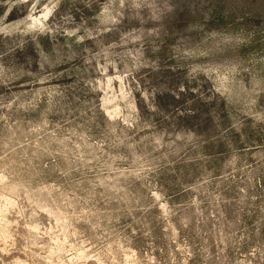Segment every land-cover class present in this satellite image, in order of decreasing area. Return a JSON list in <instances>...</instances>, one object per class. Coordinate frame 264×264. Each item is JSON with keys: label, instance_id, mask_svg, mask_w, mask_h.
<instances>
[{"label": "rangeland", "instance_id": "rangeland-1", "mask_svg": "<svg viewBox=\"0 0 264 264\" xmlns=\"http://www.w3.org/2000/svg\"><path fill=\"white\" fill-rule=\"evenodd\" d=\"M0 264H264V0H0Z\"/></svg>", "mask_w": 264, "mask_h": 264}, {"label": "bare ground", "instance_id": "bare-ground-1", "mask_svg": "<svg viewBox=\"0 0 264 264\" xmlns=\"http://www.w3.org/2000/svg\"><path fill=\"white\" fill-rule=\"evenodd\" d=\"M41 220V219H40ZM39 222V221H38ZM41 222H43V221H41ZM41 224V223H40ZM40 226V225H39ZM43 226H44V224H43ZM41 227V226H40ZM37 228V227H36ZM44 228V227H43ZM37 232V231H36Z\"/></svg>", "mask_w": 264, "mask_h": 264}]
</instances>
